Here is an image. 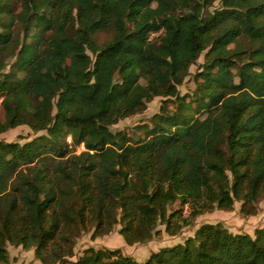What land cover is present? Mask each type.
<instances>
[{
	"label": "trees",
	"instance_id": "16d2710c",
	"mask_svg": "<svg viewBox=\"0 0 264 264\" xmlns=\"http://www.w3.org/2000/svg\"><path fill=\"white\" fill-rule=\"evenodd\" d=\"M203 52L196 87L181 93ZM156 96L160 110L133 133L111 129ZM0 100V133L44 132L0 140V264L8 242L43 264H264V227L219 221L143 261L93 247L68 259L91 229L120 224L132 245L235 201L258 213L264 0H0Z\"/></svg>",
	"mask_w": 264,
	"mask_h": 264
},
{
	"label": "rangeland",
	"instance_id": "374dc122",
	"mask_svg": "<svg viewBox=\"0 0 264 264\" xmlns=\"http://www.w3.org/2000/svg\"><path fill=\"white\" fill-rule=\"evenodd\" d=\"M219 6V1H216L209 10ZM111 32L99 31L97 33V39L99 42L110 38ZM204 60V52L201 53L197 62L190 67V74L185 78L182 85L179 86L181 93H185L193 90L196 87L194 80V74L198 71L200 64ZM165 97L156 96L152 100L146 103V106L133 115L120 119L117 123L112 124L110 127L113 131L126 130L130 133L134 132L135 126L149 121L150 117L160 110V106ZM1 101V100H0ZM172 107V103L170 102ZM0 116L4 118V109L0 103ZM44 133L36 132L32 130L28 125H18L14 128L8 129L0 133V140L4 141H18L23 142L29 140L39 134ZM70 141V136L67 137ZM84 150V146L80 145L76 147V151L80 152ZM178 202L172 205V208L178 207ZM241 202L235 201L232 210H225L215 208L212 211H205L197 215L194 221L184 226L178 233L170 235L165 232V225L159 224L157 229L160 233L153 236L152 239L146 242H137L134 244H128L123 235L120 234V224H116L114 229L104 235L92 237V229L89 231H83L79 237L75 240L74 254L68 257L69 260L75 261L81 256L88 247L93 248H109L119 249L122 253L129 255L137 260H145L152 251H156L164 246L183 242L188 236L194 234L195 230L203 223H216L222 222L229 230L235 233L246 232L251 235L254 234V230L257 227H264V196L257 202L258 213L254 215H243L240 211ZM184 212H188L187 207L184 208ZM9 251V262L7 264H43L34 253V248L25 249L22 245H14L7 243L6 245ZM59 264V263H55Z\"/></svg>",
	"mask_w": 264,
	"mask_h": 264
}]
</instances>
